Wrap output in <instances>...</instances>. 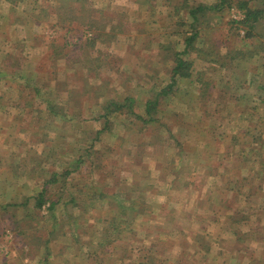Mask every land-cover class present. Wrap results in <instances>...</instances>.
I'll list each match as a JSON object with an SVG mask.
<instances>
[{
  "label": "rangeland",
  "instance_id": "obj_1",
  "mask_svg": "<svg viewBox=\"0 0 264 264\" xmlns=\"http://www.w3.org/2000/svg\"><path fill=\"white\" fill-rule=\"evenodd\" d=\"M221 2L0 0V264H264V0Z\"/></svg>",
  "mask_w": 264,
  "mask_h": 264
},
{
  "label": "trees",
  "instance_id": "obj_2",
  "mask_svg": "<svg viewBox=\"0 0 264 264\" xmlns=\"http://www.w3.org/2000/svg\"><path fill=\"white\" fill-rule=\"evenodd\" d=\"M221 3H224V0H222ZM246 11H247V22L250 21L251 19L253 21H257L260 18V16H261V10L253 9V8H249L248 7L246 9ZM196 34L197 33H194L192 36H190V37L187 38V40H186L187 48H190V46H192V43H193V41H194V39L196 37ZM184 67H185V61L182 58H180L179 61H178V63H177V65H176V67H175V69H174V74H173V77H172V82L169 84V86L167 87V89H163L159 93L158 96L168 95L172 91L173 87L177 83V80H176L177 76L178 75H184L185 74V73H183V68ZM127 100H126V102H127ZM131 103H132V101H131ZM158 105H159V98H156L155 100L148 101L147 102V110H146L147 111V118L144 117V116H141V118L143 120H145V121H154L155 120V115L154 114L157 111ZM123 106H125V104L118 105V107H123ZM43 195H44L43 193H41V195H40V201H39L40 203L39 204H41V205L44 202L43 201ZM239 213H240V211H238V210L236 212H234L233 215H232V217H231V219H233L235 221L240 220L239 217H238L239 216Z\"/></svg>",
  "mask_w": 264,
  "mask_h": 264
}]
</instances>
